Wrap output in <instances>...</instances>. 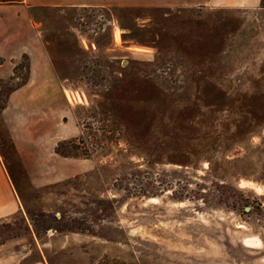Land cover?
Segmentation results:
<instances>
[{
  "label": "rangeland",
  "instance_id": "rangeland-1",
  "mask_svg": "<svg viewBox=\"0 0 264 264\" xmlns=\"http://www.w3.org/2000/svg\"><path fill=\"white\" fill-rule=\"evenodd\" d=\"M206 1L34 0L56 78L25 162L1 107L29 58L0 82V264H264V4Z\"/></svg>",
  "mask_w": 264,
  "mask_h": 264
},
{
  "label": "crops",
  "instance_id": "crops-1",
  "mask_svg": "<svg viewBox=\"0 0 264 264\" xmlns=\"http://www.w3.org/2000/svg\"><path fill=\"white\" fill-rule=\"evenodd\" d=\"M33 2L34 0H0V59L2 60L0 80L13 78L15 68L25 57L29 58L27 83L11 92L3 111L13 143L22 161L32 159L28 156L32 149V144H28L32 143L31 139L26 142L27 139L23 140L22 136L27 135L26 138H30L35 127L40 126L43 129L47 127L45 119L30 122L28 113L34 106L33 98L45 97L48 91L46 85L49 82L53 85L56 78L53 61L31 17L30 9L35 6ZM263 4V0H207L203 5L224 9L256 10ZM23 108L29 118L25 127L17 125L13 117ZM54 147L52 141L48 155L53 152ZM20 204L19 195L0 155V219L16 214L20 210Z\"/></svg>",
  "mask_w": 264,
  "mask_h": 264
},
{
  "label": "trees",
  "instance_id": "trees-1",
  "mask_svg": "<svg viewBox=\"0 0 264 264\" xmlns=\"http://www.w3.org/2000/svg\"><path fill=\"white\" fill-rule=\"evenodd\" d=\"M264 1V0H263ZM2 60L0 59V62ZM21 64L19 66H17L15 68V73H14V77L11 78L10 80H14L17 78V72L19 71V68H20ZM26 69L29 70V66L26 67ZM28 75H29V72L28 74L26 75V77L20 82L18 83L17 85H15L12 89L9 90V93L7 94V101H8V98H9V95L11 94V92L15 91L16 89H18L19 87L25 85L27 83V80H28ZM3 81V80H0V82ZM5 109V105H3L1 107V110ZM78 149V144H76V142H72V141H69L67 142L66 144H59L57 149H56V152L61 154L62 156H65V157H76L78 156L77 154H75V150ZM1 155V154H0ZM10 175V174H9ZM11 177V176H10ZM12 179V178H11Z\"/></svg>",
  "mask_w": 264,
  "mask_h": 264
}]
</instances>
